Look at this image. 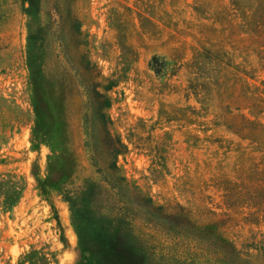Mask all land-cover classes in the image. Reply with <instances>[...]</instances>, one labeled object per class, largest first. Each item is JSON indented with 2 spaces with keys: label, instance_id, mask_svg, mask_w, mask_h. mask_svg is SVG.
Wrapping results in <instances>:
<instances>
[{
  "label": "rangeland",
  "instance_id": "rangeland-1",
  "mask_svg": "<svg viewBox=\"0 0 264 264\" xmlns=\"http://www.w3.org/2000/svg\"><path fill=\"white\" fill-rule=\"evenodd\" d=\"M25 6L0 0V264H109L119 217L264 264V0Z\"/></svg>",
  "mask_w": 264,
  "mask_h": 264
},
{
  "label": "trees",
  "instance_id": "trees-1",
  "mask_svg": "<svg viewBox=\"0 0 264 264\" xmlns=\"http://www.w3.org/2000/svg\"><path fill=\"white\" fill-rule=\"evenodd\" d=\"M26 2L24 10L30 22L38 12V0ZM42 31L41 25L32 28L29 23L27 34L29 42L34 38L39 39L36 33L40 34ZM30 46L38 45L33 41ZM36 51L37 47L35 52L33 49L34 55ZM30 60L32 52L31 56L29 55V62ZM54 149L56 146H52V150ZM108 234L109 255H112L109 264H241L239 252L231 243L199 242L195 244V249L177 241L157 243L137 235L132 226L121 217L109 225Z\"/></svg>",
  "mask_w": 264,
  "mask_h": 264
}]
</instances>
